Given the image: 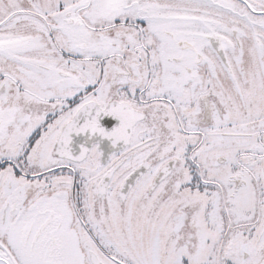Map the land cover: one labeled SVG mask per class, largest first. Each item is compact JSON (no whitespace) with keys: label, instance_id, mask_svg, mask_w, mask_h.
<instances>
[{"label":"snow or ice","instance_id":"6c2138e0","mask_svg":"<svg viewBox=\"0 0 264 264\" xmlns=\"http://www.w3.org/2000/svg\"><path fill=\"white\" fill-rule=\"evenodd\" d=\"M0 264H264V0H0Z\"/></svg>","mask_w":264,"mask_h":264}]
</instances>
